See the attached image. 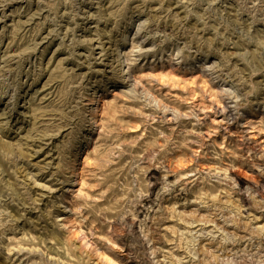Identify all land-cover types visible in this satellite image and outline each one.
<instances>
[{
  "label": "rangeland",
  "instance_id": "rangeland-1",
  "mask_svg": "<svg viewBox=\"0 0 264 264\" xmlns=\"http://www.w3.org/2000/svg\"><path fill=\"white\" fill-rule=\"evenodd\" d=\"M0 264H264V0H0Z\"/></svg>",
  "mask_w": 264,
  "mask_h": 264
}]
</instances>
